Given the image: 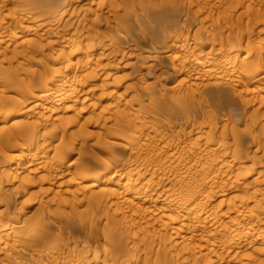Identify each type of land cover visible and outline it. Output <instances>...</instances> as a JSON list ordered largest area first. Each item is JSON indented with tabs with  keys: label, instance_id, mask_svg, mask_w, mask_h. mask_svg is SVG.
Wrapping results in <instances>:
<instances>
[{
	"label": "rangeland",
	"instance_id": "rangeland-1",
	"mask_svg": "<svg viewBox=\"0 0 264 264\" xmlns=\"http://www.w3.org/2000/svg\"><path fill=\"white\" fill-rule=\"evenodd\" d=\"M0 264H264V0H0Z\"/></svg>",
	"mask_w": 264,
	"mask_h": 264
}]
</instances>
